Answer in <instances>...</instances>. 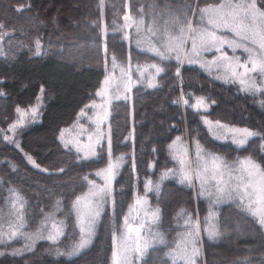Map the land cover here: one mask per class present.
I'll return each instance as SVG.
<instances>
[{
    "label": "trees",
    "instance_id": "trees-1",
    "mask_svg": "<svg viewBox=\"0 0 264 264\" xmlns=\"http://www.w3.org/2000/svg\"><path fill=\"white\" fill-rule=\"evenodd\" d=\"M5 1L8 9L0 3V23L8 33L4 40L5 54L0 55V208L7 212L8 190H19L27 200L28 230L40 220L41 210L50 211L57 198H62L66 211L70 209L74 194L87 189L83 177L88 175L96 180L95 172L106 166L109 134L113 158L123 155L124 162L114 179V208L110 204L105 206L92 243L79 255L70 259L57 257L47 241L38 242L34 251L13 255L12 249L24 243L17 239L0 244V251L4 252L0 264H111L113 229L118 234L122 231L123 218L129 215L136 193L140 196L145 193L146 180L155 184L164 169L175 167L168 146L177 136L187 142L191 155L193 140L197 139L208 152L230 162L251 156L264 165V105L260 103L264 96L241 91L237 84L217 79L199 65L187 62L178 65L174 58L161 60L147 51L146 41L137 48L134 25L130 29L123 27L126 13L136 20L143 16V27L147 29L153 18L162 26L169 15L183 20L187 11L191 16L189 5L203 6L220 0H87L86 4L72 0L56 9L47 7L53 0ZM257 4L264 8V0H257ZM196 22L194 17L193 23ZM125 31L129 39L124 38ZM146 35L141 32L139 38L145 40ZM37 39L41 41L39 54L35 50ZM157 39L158 36L152 37L153 42ZM79 44H82L81 63L62 57L71 46ZM113 54L119 65L114 71ZM207 56L212 58V53ZM129 60L134 80H140L133 84L132 98L126 95L127 98L112 101L105 126L107 135L97 147L98 156L78 159L74 147H64L61 131L66 130L65 139H70L80 124L91 120L95 111L91 102L98 103L100 97L96 93L103 87L105 76L110 73L118 78L120 66L127 67ZM15 62L19 63L14 65ZM152 64L164 69L157 74L156 87L148 86L136 71L137 65L153 71L148 67ZM12 65V69L8 68ZM11 70L15 78L9 74ZM181 96L189 101L187 105ZM198 97L206 100L207 108L191 106ZM37 104V115L32 118L30 109ZM17 107L27 114L21 117ZM82 108L86 115L80 114ZM205 116L211 121L249 128L260 135L239 147L230 139L213 136L203 121ZM18 119L24 122L13 132L9 125ZM5 135L10 139L5 140ZM25 154L40 168L31 164ZM45 168L47 172L43 171ZM197 193L198 182L197 187H192L174 177L162 182L158 194L147 192L149 210L156 207L161 210L160 221L150 225L151 230L162 233L167 245L151 247L146 264H171L167 252L176 234L187 230L183 218L177 217L181 208L201 224L198 264H264V226L257 218L242 211L232 200L212 203L209 197ZM210 210L216 213L213 222L220 232L211 240L203 231ZM68 232L60 243L65 250L78 239L71 227ZM215 255L222 259L215 260Z\"/></svg>",
    "mask_w": 264,
    "mask_h": 264
},
{
    "label": "snow or ice",
    "instance_id": "snow-or-ice-1",
    "mask_svg": "<svg viewBox=\"0 0 264 264\" xmlns=\"http://www.w3.org/2000/svg\"><path fill=\"white\" fill-rule=\"evenodd\" d=\"M188 7L191 9V16L187 11L184 13L183 20L179 16L169 15L162 26L157 25L156 19L153 18L147 29L143 27L145 23L143 16L136 20L126 13L124 15L126 23L123 27L127 29L134 25L137 48L146 41L147 51L154 53L161 60L174 58L178 65H183L185 62L189 65H199L210 74L213 69H217V79L238 83L241 91L264 95V8L258 6L257 0H220L215 4L207 3L203 6L197 4L195 7L192 5ZM194 17L197 20L195 24ZM141 32H146L145 40L139 38ZM7 34L4 24L0 23V55L5 54L4 40ZM157 36V41L153 42L152 37ZM124 38L129 39L127 31L124 32ZM189 42L190 47H188ZM226 48L231 50L232 55H229ZM238 49L245 53L243 60L241 56L236 55ZM35 50L36 54H39L41 50L39 39L35 41ZM204 53H212L211 60L204 56ZM111 65L113 71L119 66L115 54L112 56ZM148 67L153 68L156 74L164 71L156 64ZM136 71L141 78L144 76V71L139 65L136 66ZM176 74L180 75L179 66L176 68ZM139 82L140 80L132 79L129 60L127 67L120 66L119 83L115 90L120 91L122 87L125 92L130 91L131 86ZM113 83V76L106 75L103 87L97 91L96 95L110 100L112 97L109 93ZM147 84L150 87L157 86L154 75L149 74ZM43 91L41 87V93ZM181 100L185 105L189 103L183 96ZM261 103L264 104V101ZM91 106L103 107V105H97L95 101L91 102ZM191 106L200 109L207 108L208 104L203 97H198ZM37 108L38 104L30 109L32 118L37 115ZM16 110L21 117L27 114L19 107ZM80 114L86 115L83 108ZM105 118L106 113L104 116H101L99 112L96 114L95 137L89 134L87 143L76 138L65 139L64 131L66 130H62L60 139L64 147H74L78 159L97 157L96 148L104 139L100 124ZM203 121L208 126L209 132L217 139L230 138L239 147L245 146L249 138L260 135L249 128L230 126L219 120L211 121L206 116L203 117ZM23 122V119H18L10 124L9 128L15 132L17 125ZM80 127L83 128L82 125ZM4 139L8 140L10 137L5 135ZM193 145L194 156L190 155L187 142L180 136H177L168 146L175 167L164 169L159 181L155 184L151 180H146L145 193L143 196L138 194L133 205L129 206V215L123 218L122 231L118 234L113 229L111 264H146L145 257L151 247L167 245L162 233L151 230L150 225L159 223L161 210L159 207L149 210L147 192L155 191L158 194L162 182L168 177L177 178L179 183L192 187H197L198 182V195L209 197L212 203H220L226 199L232 200L236 202L238 208L257 218L258 223L264 226V165L251 156L238 157L230 162L221 155L208 152L197 139L193 140ZM16 146L19 147V143ZM25 155L31 164L40 168L30 155ZM123 162V155L113 159L109 134L106 166L95 172L102 183L98 184L85 175L83 180L87 184V189L80 194H74L70 209L66 211L62 198H57L50 211L41 210V218L31 230H28L27 200L19 190L10 188L6 201L8 210L5 212L0 209V244L22 239L23 246L13 248L12 254L23 255L25 252L34 251L38 241H47L50 243V250L57 257L66 256L70 259L79 255L92 243L104 206L111 203L114 208L112 182ZM43 171L47 172L48 169L45 168ZM58 171L63 172L64 169ZM57 213L61 215L58 216ZM130 216L133 217V222H130ZM215 216L216 213L210 210L203 226V231L210 240L220 235L217 224L213 222ZM135 217H139L138 223L134 222ZM177 217L183 218L187 230L176 234L177 238L167 252L171 264H198L199 245L202 239L200 221L198 218L194 219L191 213L183 208L178 211ZM70 227L73 234L78 235V239L65 250L60 247V243L69 235ZM0 255H4V252L0 251Z\"/></svg>",
    "mask_w": 264,
    "mask_h": 264
},
{
    "label": "rangeland",
    "instance_id": "rangeland-1",
    "mask_svg": "<svg viewBox=\"0 0 264 264\" xmlns=\"http://www.w3.org/2000/svg\"><path fill=\"white\" fill-rule=\"evenodd\" d=\"M3 3L5 6H6V8L8 7L7 6V1H5V0H3V1H1L0 0V3ZM64 2L66 3V4H70L71 2H72V0H53L50 4H48V8H59L60 6V4H61V6H62V3H63V5H64ZM81 2H83L84 4H86V2H87V0H81ZM8 9V8H7ZM64 23L65 22H63V25H64ZM126 23V22H125ZM66 25V24H65ZM129 29V28H128ZM221 34H224V33H221ZM227 35H230L229 33L227 34ZM82 44H79V46L78 45H73V46H71L70 48H69V50H68V52L67 53H65L64 55H62V57H64L65 59H68V60H70V61H72V62H74L75 64H79V63H81V55H80V53H79V51H81V46ZM191 46V45H190ZM189 46V47H190ZM79 48H80V50H79ZM226 50H230V49H227L226 48ZM231 51V50H230ZM210 53H204V56H206L207 58H208V56L207 55H209ZM229 55H232V52L231 53H229ZM236 55H239V56H241V59L243 60L244 58H245V53L243 52V50H241V49H238L237 50V52H236ZM209 60H211V58H208ZM19 62H15V64L14 65H16V64H18ZM14 65H12V67H8V68H10V69H12L13 68V66ZM141 70H143L144 71V76L141 78V79H143V82H145V83H147V80H148V78H149V74H152V75H154L155 76V80H156V77H157V74L155 73V70H153V71H150L149 70V68L147 69H145V68H141ZM217 72H218V70L217 69H213V71H212V73H214L215 75H217ZM9 74H11L12 75V77L13 78H15L14 76H13V71L11 70L10 72H9ZM108 75H111L110 73H108ZM113 76V75H112ZM113 78H114V83H113V87H112V89L110 90V93H109V95L112 97L110 100H107L106 98H101L100 96V99L98 100V103H97V105H103V107L102 108H95V111H94V114H93V116L92 117H90L91 118V120L90 119H88V122H87V124H80V125H82L83 126V128H81L80 127V125L75 129V131H73L72 133H71V135H70V139H73V138H76V139H79L80 141H82V142H84V143H87V140H88V135L89 134H92L93 135V137H95V132H96V123H95V119H96V114L99 112L100 113V115L101 116H104L105 115V113H106V118L105 119H103V121H102V123L100 124V130L104 133V139H105V137H106V135H107V131H106V129H105V126L106 125H108V119H109V113H110V105H111V103H112V101L114 100V99H117V98H125V97H127L126 96V94H130V92H131V90L130 91H127V92H125L124 90H123V88L121 87L120 88V91H116L115 89H116V87H117V85H118V83H119V78H120V76L118 77V78H116V77H114L113 76ZM12 79V78H11ZM133 79V78H132ZM257 79H259V77H257ZM221 80H223V79H221ZM225 81V80H224ZM232 83H235V82H232ZM235 84H237L238 85V83H235ZM239 86V85H238ZM131 88H132V86H131ZM255 94H257V95H262V94H260V93H255ZM262 96H264V95H262ZM262 101H264V99L262 98ZM260 102V101H259ZM261 103V102H260ZM185 105V104H184ZM264 105V104H263ZM202 109V108H201ZM236 127V126H235ZM238 128H240V127H238ZM82 133V134H81ZM252 138V137H251ZM103 139V140H104ZM230 139V138H229ZM250 139V138H249ZM102 140V141H103ZM231 140V139H230ZM101 141V142H102ZM232 141V140H231ZM98 147V146H97ZM96 151H97V148H96ZM82 155V154H81ZM190 155H191V153H190ZM193 156H194V154H193ZM90 158H93V157H89V158H86V159H90ZM113 159H115V158H113ZM122 166V165H121ZM121 168V167H120ZM120 168H119V170H120ZM118 170V171H119ZM115 177H116V175H115ZM115 177H114V179H115ZM114 179H113V182H112V185H113V190H114ZM98 184L99 183H102V180H101V178H99V177H97L96 176V180H95ZM138 194L136 193V196H137ZM135 196V197H136ZM110 204V206L112 207L113 205L111 204V203H108V204H106L105 206H107V205H109ZM105 206H104V208H105ZM1 209V208H0ZM130 222H133V217H131L130 218ZM134 222H136V223H138L139 222V217H135V219H134ZM38 242H40V241H38ZM37 242V243H38ZM214 259L215 260H218V259H222V257L221 256H219V255H215V257H214Z\"/></svg>",
    "mask_w": 264,
    "mask_h": 264
}]
</instances>
